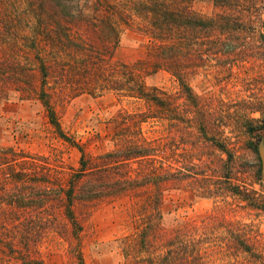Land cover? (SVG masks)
<instances>
[{"label": "trees", "instance_id": "1", "mask_svg": "<svg viewBox=\"0 0 264 264\" xmlns=\"http://www.w3.org/2000/svg\"><path fill=\"white\" fill-rule=\"evenodd\" d=\"M193 1L0 0V102L39 101L54 133L80 151L79 165L66 167L55 150L0 144V264H46L40 247L50 242L72 264H87L84 220L119 201L133 209L131 230L111 243L122 264H200L198 250L189 254L186 232L165 223L168 193L188 187L220 198L230 192L264 210L230 181L243 161L234 155L225 121L252 136L247 147L257 159L264 122L243 117L244 101L221 99L211 107L213 98L188 83L192 65L239 53L251 19L225 1L216 3L224 14L204 17L193 11ZM121 25L149 38L143 59H116ZM148 67L176 77L178 91L147 86ZM106 93L129 106L110 119V133L96 134L111 147L89 152L64 131L57 106Z\"/></svg>", "mask_w": 264, "mask_h": 264}, {"label": "rangeland", "instance_id": "2", "mask_svg": "<svg viewBox=\"0 0 264 264\" xmlns=\"http://www.w3.org/2000/svg\"><path fill=\"white\" fill-rule=\"evenodd\" d=\"M222 1L236 7L243 20L248 17L252 20L247 21L249 27L240 48L243 47L227 60L223 54H218L206 60L205 65H192L194 70L188 83L194 93L213 98L211 107H219L221 99L228 103L237 101L239 105L246 102L242 116L261 124L264 122V0H194L192 9L204 17H215L224 14L222 6L216 5ZM148 43L147 35L135 27L121 25L116 59L124 63L141 60ZM144 81L149 87H161L173 94L179 89L176 77L163 69L153 71L148 67ZM125 106L129 105L113 93L103 97L82 94L57 106V110L64 131L75 141L86 143V149L95 153L111 147L108 137L101 139L96 134L105 136L112 131L108 128L110 119ZM225 123L234 155L243 161L232 170L230 181L239 184L264 207V176L259 156V151L264 156V128L258 130L257 159L247 147L252 136L235 131L239 128L238 122ZM0 144L16 145L24 151L41 154L55 150L66 167L79 165V149L54 133L44 107L36 100L0 102ZM215 153L222 155L220 151ZM163 211L167 225L172 222L177 233L186 232L189 254L194 255L198 250L202 256L200 264H264V210L259 206L230 192L226 197L205 198L186 187L166 195ZM132 222L133 209L126 201L95 208L84 220L86 263L122 264L121 256L111 243L128 233ZM40 251L46 264H72L65 250L56 243H45Z\"/></svg>", "mask_w": 264, "mask_h": 264}, {"label": "water", "instance_id": "3", "mask_svg": "<svg viewBox=\"0 0 264 264\" xmlns=\"http://www.w3.org/2000/svg\"><path fill=\"white\" fill-rule=\"evenodd\" d=\"M259 154H260V151H259ZM260 158H261V162H262V171H263V176H264V156L262 154H260Z\"/></svg>", "mask_w": 264, "mask_h": 264}]
</instances>
